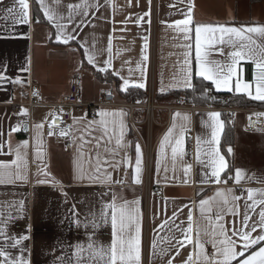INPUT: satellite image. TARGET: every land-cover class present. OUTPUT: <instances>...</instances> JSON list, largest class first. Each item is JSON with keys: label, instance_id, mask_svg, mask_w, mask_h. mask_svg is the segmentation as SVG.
Here are the masks:
<instances>
[{"label": "crops", "instance_id": "crops-1", "mask_svg": "<svg viewBox=\"0 0 264 264\" xmlns=\"http://www.w3.org/2000/svg\"><path fill=\"white\" fill-rule=\"evenodd\" d=\"M33 1L38 5L37 0ZM97 2L100 5L99 10L95 7L87 10L75 9L73 11L74 22H70L68 19L70 9L67 5L80 4L82 0H61L59 5L55 3V0H46L50 7L65 17L60 22L67 26L66 31L71 32L77 38L67 45L57 40V29L45 16L47 23L40 21L39 17H34V7L30 0L31 22L28 24L17 22L20 19L17 0H3V3H0V74L5 77L0 80V143L9 139V133L13 149L23 141L29 142L27 149L21 148L22 155L26 153V160L21 161V171L28 176V181L17 180L11 184H0V213L5 218L9 214L16 217L8 223L9 235L30 237L21 245L26 249L24 254L30 260V264H61L62 258L66 264L70 257L74 259L72 255L75 251L74 246L77 243H86L93 232L91 228L85 230L83 226L76 227L73 223L74 219L78 218L83 221L86 216L90 217V214L98 213L104 203L111 201L112 193L128 201L139 199L143 214L142 264H165L164 261L153 257L152 241L156 239L159 250V248H169L167 241L172 237H175L171 240L172 244H176L177 239L182 240L183 234L177 225L186 230L190 210L193 214L194 230L196 228L211 230L208 221L199 212L201 198L207 199L215 196L217 191L231 189L232 195L241 197L235 202L239 206L240 215L232 217L226 214L225 224L226 227H231L235 220L236 225L239 226L246 210L247 190H264V180L254 174L253 168L245 167L241 162L243 158L241 154V159L237 157L235 153L236 133L256 135L264 133V129L248 132L245 130L244 119L241 116L237 117L235 125L231 126L226 123L221 114L220 119L224 121V131L219 147L228 165L225 172L221 174V180L226 183H202L201 181L208 178L205 173L210 176L211 168H205L196 159L197 137L201 139V159L207 160L204 152L209 146L204 141L210 139L211 129L207 128L206 124L211 122L208 113L215 111L197 106L196 110H191L194 105L185 103H183L185 105L183 108H178L179 104L157 102L161 108L156 111L157 124L152 133L155 142L154 162L149 181L145 171L146 149L144 148L147 128L142 125L146 128L145 138L138 131V126L135 127L142 138L140 139L135 133L131 124L130 112L126 108L102 107L99 109V113L101 110L109 112L122 110L126 113L123 117L126 125L124 146L116 144L118 130L116 135L109 132L111 140L104 135L103 128L98 124L92 125L91 135L88 134L86 129L91 120L88 118L86 107L74 110V117H86V119L74 124L70 135L61 136L59 131H55V134L50 136L46 124L51 117L49 113H52L54 104L68 93L72 76L77 74L84 76L82 71L85 69L95 80H98L93 71L98 67L107 66L104 62L109 58L107 48L110 39L113 63L108 68V72L104 74H113L118 77L122 86L124 80L129 81V87L143 82L146 84L145 89L152 88L157 95L188 89L182 83L184 72L188 67L186 60L191 62L195 70L193 83L195 76H198L196 74L198 64L194 59L195 24H225L232 27L264 26V0H151L150 4L149 0H88V3L92 5ZM9 7L14 8L15 11L8 13L6 9ZM189 9H192L194 25L191 26L193 32L186 34L181 30L183 26H177L175 22L185 19ZM149 11L150 15H145ZM81 20L84 24H80ZM76 25L79 27L77 28ZM186 35L190 38L186 39ZM145 37H147L148 44L147 53L144 50ZM190 44L192 47H187ZM81 45H85L90 54H96L95 65L87 62V57L84 55L85 49ZM220 47L224 48L225 53L231 50L228 46L216 45L212 49L210 58L224 62L226 56L215 50ZM80 48L85 61L90 66L89 69L83 67ZM145 54L149 57L147 61L143 60ZM242 64L243 78L253 82L254 94L255 67L250 62H242ZM30 80L34 84L33 90L40 93L42 104L31 110L26 108L28 109L27 115L22 112L15 113L14 105L24 102L28 96ZM212 86L216 91L215 86L213 84ZM161 88L164 89L163 92ZM107 90L113 92L108 83L102 82L98 83L95 95L84 93L82 87L81 99L84 103L97 102L102 92ZM216 92L236 94L234 91ZM238 95L249 98L243 93ZM116 98L124 101L117 96ZM166 107H172V109L169 111ZM177 112L188 114L191 117L188 130L190 128L195 130V149L192 154H189L186 142L187 130L185 132V154L173 161L171 145L167 146L162 154L160 144L174 122L184 123L179 117H176L174 121V115ZM99 113L95 119L97 121L100 120ZM135 115L138 122L144 120L142 111H137ZM137 115L142 120H138ZM39 123H44L42 130L36 128ZM17 124L21 126L20 130L11 132ZM26 124H28L27 132L25 131ZM228 129L232 130L234 136V142L230 146L223 144L224 134ZM39 133L42 135L39 145L40 158L37 159L36 137ZM100 137L103 139L98 144L96 138ZM134 140L136 141L133 142ZM137 143L141 147L143 161L141 184L134 182L135 160L138 156L135 150ZM228 148L232 151L228 152ZM7 153V147L0 151V161L11 162L15 159L14 152L11 155ZM129 158H131L130 161ZM77 163L82 165L86 175L94 174L96 167L99 166L101 180L103 181L105 174H111L113 182L109 184L93 183L87 179L76 180ZM33 164L37 167L36 171L32 170ZM187 164L192 165L189 175L184 174V167ZM38 170H40L39 175ZM237 170L241 172L239 183L235 180ZM44 172L50 175L45 177ZM37 179H47L49 182L41 184L37 183ZM229 179L234 181L233 186H228ZM115 181H121V183L117 184ZM104 188H108V192H104ZM21 201H23V208L20 207ZM118 202H120L119 199ZM247 203L251 204L252 201H247ZM261 210L264 208H256L249 223L258 221V213ZM174 211L178 212L176 218L173 217ZM74 213H78V216H74ZM166 219L169 223L161 228ZM145 220L149 227L146 245L143 240ZM29 225L31 226L30 231H28ZM110 233V226H103L95 230L94 239L107 246L111 240ZM193 236L195 238V231ZM200 238L209 239L204 235ZM185 245L179 247L178 256L175 251L171 252V255L175 256L173 264H181L189 254L193 253V245H188L186 242ZM205 247L210 254L214 251L211 244H206ZM10 251L14 256L20 255L19 248Z\"/></svg>", "mask_w": 264, "mask_h": 264}, {"label": "snow or ice", "instance_id": "snow-or-ice-1", "mask_svg": "<svg viewBox=\"0 0 264 264\" xmlns=\"http://www.w3.org/2000/svg\"><path fill=\"white\" fill-rule=\"evenodd\" d=\"M61 0H55V3L59 5ZM3 3V0H0ZM20 8L18 13L20 19L18 23L28 24L31 22L29 14V0H17ZM38 5L43 10L44 16L51 22L57 29V40L67 45L71 41L76 40L71 32L66 31L67 26L62 24L60 21L64 20L63 15L58 14L52 7H50L46 0H37ZM151 0H149V4ZM70 9L68 13V19L70 22L73 20V11L75 9L87 10L88 8L95 7L99 10V3L95 5L89 4L88 0H82L80 4H70L67 5ZM194 7V4H193ZM8 13H13L14 8L9 7L6 9ZM145 15H150L145 13ZM150 23V21H149ZM80 24H84L81 20ZM177 26H183L181 29L184 33L188 34L193 32L194 20L192 16V9H189L187 17L183 20L176 21ZM78 28L79 25H76ZM75 29H73L74 31ZM194 45H195V61L198 64V76L202 77L206 81H210L214 86L216 91H228L235 92L236 94H246L250 99L257 101H264V26H240L232 27L225 24H195L194 26ZM186 39L190 37L186 35ZM144 50L147 53L148 44L147 37H145ZM86 45V42H85ZM84 47V55L87 57V62L89 64L95 65L96 54L89 53V50ZM216 45L228 46L231 50L227 53L224 52V48H216L221 55L226 56V60L221 62L219 60L211 59L212 49ZM187 47L191 48L192 45ZM109 58L104 62L107 66L98 67V71L107 73L108 68L111 67L113 60L111 57L112 46L111 39L109 40V45L107 48ZM149 59L148 55L143 56V60L147 61ZM242 62H250L255 67V77L254 86L255 93L253 94V82L246 81L243 78L244 68ZM185 63L188 65L184 72L183 85L188 89H192L193 92L196 91L195 85L192 82L194 69L191 66V62L186 60ZM118 74V73H117ZM5 79V77L0 74V80ZM123 79V77H121ZM146 79V77H145ZM234 82V88H233ZM129 87V81L124 80V85L122 91H127ZM134 87L145 89L146 84L141 82L135 84ZM212 88L201 89L200 97L201 100H208L211 97L208 93L211 92ZM164 89L161 88V92ZM38 94V93H34ZM111 95V93H109ZM139 103V101H137ZM63 113V109L59 110ZM22 114L27 115L28 109H22ZM126 115L124 111H105L101 110L99 113L100 120L95 119L88 122V134L91 135L92 125H100L103 128L104 135L108 136L111 140L112 135H116L118 130V136L116 139V144L124 146V136L126 125L124 123L123 117ZM211 117V122L206 124V127L211 129L210 139L204 141L209 147L207 151L204 152V156L207 160L201 159V139L197 137V151L196 159L205 168L210 167V176L205 173L207 180L201 181L202 183L214 182L216 184L226 183V181L221 180V174L227 169V161L225 156L221 154L220 151V140L224 131V121L220 119L221 114L219 112L208 113ZM264 115V114H262ZM52 117L51 125L49 126L48 135H54L55 131V119L58 118L56 113H49ZM179 117L184 121V123L176 124L173 123L172 127L168 130L167 134L163 137L160 144L161 153L167 146L171 145V156L173 161L178 157H182L184 152L185 144V132L188 130V124L191 121V117L188 114H181L179 112L175 113V118ZM86 119V117L76 118L73 117V124L78 123L80 120ZM20 125L17 124L16 127L11 129V132H17L20 130ZM44 123H39L36 125L38 130H42ZM71 129L72 125H68ZM178 129V131H177ZM175 133V136H174ZM41 135L39 133L36 137L37 144V159L40 158V148ZM59 135L67 136L68 131L61 128L59 130ZM97 143L103 139V137L96 138ZM29 146L28 141H23L21 144L17 145L15 149L11 145V134L9 133V139L4 143H0V151H3L6 147L8 149L9 155L15 154V159L11 162L0 161V184H11L15 181H28V176L21 171V161L26 160V153L22 155L21 148L27 149ZM135 150L138 154L135 160V183L141 184V174H142V151L140 145L137 143ZM231 148H228V152H231ZM131 158H129V161ZM115 167V165L113 166ZM192 170V165L187 164L184 167V174L189 175ZM101 169L96 167L94 174L86 175L82 165L77 163L75 179L78 181H83L87 179L93 183H112L111 174H105L103 181L100 176ZM40 170H38V175ZM45 177L50 175L47 172L43 173ZM241 179L240 170L236 171L235 180L239 183ZM54 180V178H53ZM47 179H37V183H48ZM56 183H59L56 181ZM119 184L121 181H115ZM232 190H220L215 193V196L209 197L207 199L201 198L199 200V212L201 216L208 221L211 230L208 228L200 229L193 228V214L190 210L188 213V226L185 229L177 228L182 232L183 239H177L176 244H172L171 240L175 239L172 237L168 239L170 245L169 248H159L154 238L152 241V255L153 257L164 261L165 264H173L175 256L171 255L172 251H175L178 256L179 247H184L185 242L188 245H193V253L189 254L181 264H264V210L259 211L258 221L249 223L252 220V214L255 213L257 207L264 208V190L262 189H248L247 198L245 201V212L240 221L239 226L236 225L235 220H233L231 227H226L225 215H231L232 217H237L240 215L239 206L235 204L239 201L241 197L232 195ZM107 194V193H105ZM66 195V193H65ZM118 199L120 202H118ZM247 201H252L248 204ZM141 201L139 199L134 201H128L126 199L118 198L115 193H112V198L110 202L103 204L102 208L98 213H92L86 216L83 221L80 219H74L73 223L76 227L83 226L85 230L91 228L93 230L92 234L89 235L88 241L84 244L77 243L74 248L75 251L72 254L74 259L70 257L66 264H142V219L143 214L140 208ZM20 207L23 208V201L20 202ZM74 216H78V213H74ZM173 217H178V212H173ZM16 217L10 214L5 218L2 213H0V264H30V260L26 258L24 247H21L24 241L30 239L28 235H21L19 237L9 235L7 226L8 223ZM169 220L166 219L161 225L168 224ZM110 226L111 228V240L110 244L105 246L94 239L95 230L103 227ZM31 226H28V231H30ZM259 228V232L257 229ZM195 231V238L193 233ZM256 233V235H253ZM208 236V240H202L200 237ZM233 237H236L235 239ZM211 244L213 252L210 254L205 245ZM19 248L20 255L14 256L11 249ZM247 253V255H246ZM30 255V253H29ZM195 256V262H194ZM61 264L65 262L61 261Z\"/></svg>", "mask_w": 264, "mask_h": 264}, {"label": "built area", "instance_id": "built-area-1", "mask_svg": "<svg viewBox=\"0 0 264 264\" xmlns=\"http://www.w3.org/2000/svg\"><path fill=\"white\" fill-rule=\"evenodd\" d=\"M31 4L33 0H30ZM33 82L29 81V90L26 100L22 103L15 104L13 109L15 113L22 112V109L28 108L31 110L33 107L41 105L40 93L33 90ZM81 90H82V77L77 74L71 77L69 83L68 93L62 97V99L54 104V109L52 113H56L58 118L55 119V128L54 131H59L61 128L69 132V135L73 131V117L74 110L79 107H86L88 110V118L90 120L96 119L99 113V109L102 107H123L130 112L131 124L134 127L135 133L139 135V132L135 129L136 126H146L147 128V138L144 141L145 150V171L147 180L150 181L153 171V162H154V144L152 138L153 128L157 124L156 121V111L161 108L157 104L156 94L152 88L148 89L147 97L145 99H135L131 101H119L116 98V95L110 91H104L101 94V98L97 102L93 103H84L81 99ZM38 93V94H34ZM111 93V95H109ZM211 99L214 97L212 92L209 93ZM139 101V103L137 102ZM183 101L179 103L178 108H183ZM169 111L172 107H166ZM205 110L219 112L224 116V119L227 124L234 126L236 123V118L241 116L244 119L245 130L248 132H255L257 130L264 129V108H246V107H230V106H213L209 107H200ZM63 109V113H60L59 110ZM196 106L191 107V110H196ZM142 111L144 113V120L138 122L136 120L135 113L137 111ZM52 117L47 121V131L49 132V126L51 125ZM68 125H72V128L69 129ZM186 142L188 147L189 154H192L195 149V130L190 128L187 131ZM36 165H32V170L36 171ZM228 186H233L234 181L232 179L228 180ZM104 192H108V188H104ZM148 223L145 220V230L143 240L145 245L148 242Z\"/></svg>", "mask_w": 264, "mask_h": 264}, {"label": "trees", "instance_id": "trees-1", "mask_svg": "<svg viewBox=\"0 0 264 264\" xmlns=\"http://www.w3.org/2000/svg\"><path fill=\"white\" fill-rule=\"evenodd\" d=\"M33 7H34V17H39L40 21L47 23L42 10L36 4L35 1H33ZM81 55L83 59V67L89 69L90 66L85 61L82 50H81ZM93 72L95 77L100 82L108 83L111 86L113 92L116 94V96L121 100L131 101L135 99H145L147 97V93H148L147 89L128 87V90L125 92L122 91L123 86L118 77L114 76L113 74L106 75L97 70ZM193 84L195 85L196 88L195 92H193L192 89L174 90L165 95L156 94V100L157 102H167L174 104H179L182 100L185 104H190L197 107H209L210 105H213V106H230V107H246V108H264V101L251 100L244 95H238L234 93H219L214 90L211 91L214 94V97L212 99H208L206 101L201 100L199 99L201 89H205V88L213 89V86L212 84H210V82H207L206 80L198 76H195ZM233 137L234 136L232 130L228 129L224 134L223 144L225 145L232 144L234 142ZM135 141L136 140H134L133 142Z\"/></svg>", "mask_w": 264, "mask_h": 264}, {"label": "rangeland", "instance_id": "rangeland-1", "mask_svg": "<svg viewBox=\"0 0 264 264\" xmlns=\"http://www.w3.org/2000/svg\"><path fill=\"white\" fill-rule=\"evenodd\" d=\"M82 74L84 76H82L81 74L80 75L81 77H83V92L86 94L94 93L95 95L98 90V83L100 82L98 80H95V78L85 69L82 71ZM137 119L142 120V118L138 115ZM241 125L242 124L240 123V126ZM137 129L141 133V135L146 138V128L144 126H138ZM235 143V153L237 157L239 156V158L241 159V154V156L243 157L241 159V162L244 163L245 167L253 168L254 174L260 179L264 180V133L256 135H238V133H236ZM228 145L230 146L232 144Z\"/></svg>", "mask_w": 264, "mask_h": 264}, {"label": "water", "instance_id": "water-1", "mask_svg": "<svg viewBox=\"0 0 264 264\" xmlns=\"http://www.w3.org/2000/svg\"><path fill=\"white\" fill-rule=\"evenodd\" d=\"M25 131H28V124L25 125Z\"/></svg>", "mask_w": 264, "mask_h": 264}]
</instances>
